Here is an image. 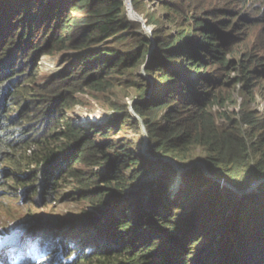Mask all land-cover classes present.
<instances>
[{"label":"trees","instance_id":"1","mask_svg":"<svg viewBox=\"0 0 264 264\" xmlns=\"http://www.w3.org/2000/svg\"><path fill=\"white\" fill-rule=\"evenodd\" d=\"M144 1L132 0L137 12ZM157 2L165 15L151 22L180 30L152 40L130 19L128 0H0V188L11 180L40 197L72 179L96 213L86 214L94 247L72 248L71 264H264V113L253 108L264 93V0ZM72 53L71 71L38 85L41 57ZM143 65L157 83L134 108L151 153L186 173L115 140L129 123L142 126L123 108L112 107L122 113L114 126L92 132L66 116L78 93L104 94ZM236 71L245 88L233 113L224 110ZM201 163L253 193L225 189ZM162 174V183L147 182ZM147 189L154 194H132ZM41 233V247L59 248L60 236ZM13 259L0 255L3 264Z\"/></svg>","mask_w":264,"mask_h":264},{"label":"rangeland","instance_id":"2","mask_svg":"<svg viewBox=\"0 0 264 264\" xmlns=\"http://www.w3.org/2000/svg\"><path fill=\"white\" fill-rule=\"evenodd\" d=\"M157 1H144L141 4L140 12L135 10L142 18V22L133 19L128 10L130 19L142 25V29L138 32L143 33L152 40L155 39L154 33L156 31L163 32L165 29L167 30V34H176L180 30L179 26L164 23L163 20L162 25L151 22V17L156 16L163 19L165 15L164 10L159 6ZM253 30L254 32L256 31V29ZM77 58L78 56L73 53L68 56L41 57L36 69L38 73V85L44 86L48 83L49 78L60 77L64 73L71 71L73 62ZM146 66L143 65L139 69L132 70L131 74L121 75L116 81V87L104 94H97L91 90L78 93L76 95V104L69 110H66V116L70 118L75 127H81L92 132L91 127L105 129L106 127L114 126L118 122L119 115H122V113L113 110L112 107L123 108L125 112L135 117L136 120L134 121L142 123V126L140 128L132 127L129 123L127 127H123L121 131L116 133L115 140L127 142L138 154L152 161L169 163L168 161L175 160L162 159L151 153L149 132L143 119L135 112L134 108L135 105L146 102L145 99H141L143 90L151 88V92L157 83ZM238 77L239 72L237 71L233 72L230 76L233 81ZM243 88H245L244 83H235L234 81L230 85L228 89L230 101L224 111L233 113L242 111L239 104L243 101ZM253 108L264 113L263 92L256 93ZM213 110L217 111L216 108H213ZM115 140L110 141V143ZM175 163L177 162L175 161ZM169 164L177 167L180 171L181 169H191L182 167L178 163L179 167L173 163ZM196 167L202 168L210 175L204 164L201 163ZM32 170L33 167H29L25 170L24 175L31 176ZM210 176L213 177L212 175ZM164 178L162 174L149 178L147 182L150 185L160 184L164 181ZM213 178L219 180L225 189L236 192L240 196L249 195L238 184L217 177ZM5 183L6 185L0 188V255L9 256L12 254L14 256L12 260L13 264H23L22 260L28 261L27 264H71L77 260L76 253L71 252L75 249L74 247L79 248L84 245V247H81L82 251L85 249L86 251H92L94 246L90 245V242L93 241V237L86 234V229L91 228L93 218L86 217V214H95L96 209L77 198L75 190L71 186L72 179L65 176L60 181L61 187L57 191L53 194L40 197L33 195L31 192L26 193L24 189L15 185L11 180H7ZM182 183L184 182L180 179L172 189V195L177 196L179 193H182L184 189ZM257 188H260L259 184ZM140 192H148L150 196L154 194V192H150L148 189L146 191L135 190L132 191V194L139 195ZM44 230L52 231L54 235L60 236L58 239L59 248L50 250L49 245L46 249L44 246L41 247L40 241L42 242L43 240L41 232ZM73 232L82 235L76 237ZM19 244L21 245L19 246ZM203 245L201 242L199 247ZM48 253H50L49 256ZM27 254H29L30 259H23L26 258ZM3 263V261L0 262V264Z\"/></svg>","mask_w":264,"mask_h":264},{"label":"water","instance_id":"3","mask_svg":"<svg viewBox=\"0 0 264 264\" xmlns=\"http://www.w3.org/2000/svg\"><path fill=\"white\" fill-rule=\"evenodd\" d=\"M128 10L130 12V15L133 19L137 20V21H140L142 22V18L140 17V15L135 11L133 5H132V0H128ZM169 163H173V164H176V166L179 167V165H177V163H175V161H168ZM181 168V167H180ZM181 171L183 172H187L189 170H184V169H181ZM253 192H248V194H251Z\"/></svg>","mask_w":264,"mask_h":264},{"label":"bare ground","instance_id":"4","mask_svg":"<svg viewBox=\"0 0 264 264\" xmlns=\"http://www.w3.org/2000/svg\"><path fill=\"white\" fill-rule=\"evenodd\" d=\"M20 243L22 244V242H20ZM21 244H19V246H20Z\"/></svg>","mask_w":264,"mask_h":264}]
</instances>
